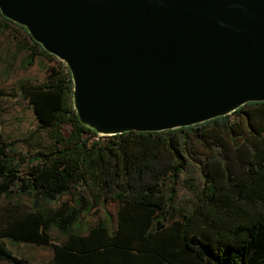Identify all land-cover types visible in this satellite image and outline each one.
Instances as JSON below:
<instances>
[{"label": "trees", "instance_id": "16d2710c", "mask_svg": "<svg viewBox=\"0 0 264 264\" xmlns=\"http://www.w3.org/2000/svg\"><path fill=\"white\" fill-rule=\"evenodd\" d=\"M10 26L25 35L22 67L35 57L52 66L42 81L17 85L36 121L21 138L33 149L23 171L24 157L0 132V260L264 264V101L191 126L98 136L77 120L67 69L0 15V30ZM191 142L206 151L201 184L186 177L194 199L178 207L176 180L193 153ZM63 193L67 199L58 200ZM108 200L116 204L113 226L80 225L82 214ZM20 242L49 246V260L14 254L7 243Z\"/></svg>", "mask_w": 264, "mask_h": 264}, {"label": "water", "instance_id": "95a60500", "mask_svg": "<svg viewBox=\"0 0 264 264\" xmlns=\"http://www.w3.org/2000/svg\"><path fill=\"white\" fill-rule=\"evenodd\" d=\"M67 69L80 124L158 132L264 101V0H0Z\"/></svg>", "mask_w": 264, "mask_h": 264}, {"label": "rangeland", "instance_id": "374dc122", "mask_svg": "<svg viewBox=\"0 0 264 264\" xmlns=\"http://www.w3.org/2000/svg\"><path fill=\"white\" fill-rule=\"evenodd\" d=\"M23 39L25 40L23 32L19 29L15 30L14 26L0 30V132L3 139L11 143L16 155L24 157L25 161L20 166V171H23L33 154V149L23 143L21 138L35 126L36 121L29 104L20 97L17 85L21 81L27 83L42 81L45 75L44 68L52 66V62L48 63L45 58L35 57L31 65L26 68L22 67V61L26 54L22 46ZM230 118L233 116L230 115ZM240 125L242 131H245L243 123ZM191 144L193 153H190L188 164L176 180L175 205L178 207H188L194 199V195L184 179L190 176L194 179L195 184L198 186L201 184L202 154L206 151L202 145H197L195 142H191ZM77 188L79 189V187ZM68 195L69 193H63L58 200L67 199ZM115 206L116 204L112 200L93 206L87 213L80 216V225H89L97 220H105L110 227L113 226ZM50 235L55 239L58 233L51 229ZM7 245L14 254L31 262H46L51 256V249L46 245L22 242L7 243ZM0 264L6 263L0 260Z\"/></svg>", "mask_w": 264, "mask_h": 264}, {"label": "built area", "instance_id": "2783aa9c", "mask_svg": "<svg viewBox=\"0 0 264 264\" xmlns=\"http://www.w3.org/2000/svg\"><path fill=\"white\" fill-rule=\"evenodd\" d=\"M64 66V65H63ZM64 68L66 69V67L64 66Z\"/></svg>", "mask_w": 264, "mask_h": 264}]
</instances>
